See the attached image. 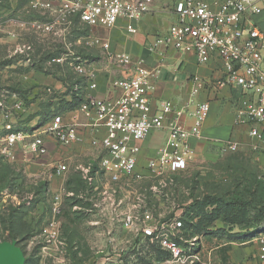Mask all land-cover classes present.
I'll use <instances>...</instances> for the list:
<instances>
[{"label": "rangeland", "instance_id": "obj_1", "mask_svg": "<svg viewBox=\"0 0 264 264\" xmlns=\"http://www.w3.org/2000/svg\"><path fill=\"white\" fill-rule=\"evenodd\" d=\"M44 1L51 3L49 9L34 6L35 0H0V100L17 94L29 105L32 85L26 78L32 69L61 77L71 100L74 87L85 83L72 62L103 59L96 41L98 32L75 18L67 26L60 25L55 11L60 0ZM145 1L159 25L167 28L174 0ZM35 21L53 24L54 29L36 30ZM55 57L62 61H54ZM64 95L51 102L53 93L41 89L35 112L17 122L29 130L30 119L40 112L45 114L37 124L47 123L59 109L65 114L70 102ZM49 102H59L60 107H55L59 109L50 108ZM223 145L220 156L197 155L185 171L173 176L175 182L161 191L151 190L150 180L127 187L130 201L137 199L154 218L168 224V232L183 248L184 256L193 260L190 264H249L237 259L238 250L259 247L264 237V168L254 161L249 147ZM36 181L26 175L21 163L9 165L0 153V242L16 240L25 254L24 264H95L103 256L104 241L91 227V202L78 197V176L67 175L63 191L45 190ZM56 195H60L61 204L55 215L60 220V236L54 242L44 229L54 216ZM127 246L112 264L174 262L156 238L134 236Z\"/></svg>", "mask_w": 264, "mask_h": 264}, {"label": "built area", "instance_id": "obj_2", "mask_svg": "<svg viewBox=\"0 0 264 264\" xmlns=\"http://www.w3.org/2000/svg\"><path fill=\"white\" fill-rule=\"evenodd\" d=\"M262 1L174 0L173 22L149 46L151 52L172 48L182 53H193L199 64H207L214 58L221 60V77L208 81L199 75L192 77L189 104L199 94L203 83L216 91L224 87L239 88L241 95L234 121L248 128V135L254 140V152L264 148V30L253 19L255 14L262 11ZM33 4L44 9L51 7V3L44 0H35ZM55 11L56 21L60 25L67 26L75 18L91 29L101 26L110 29L120 20H125L126 32L135 34L139 21L150 12V7L145 0H60V6ZM33 27L41 31L54 29L53 24L39 21H35ZM96 41L112 63L126 66L133 62L128 52L112 51L108 39L99 36ZM54 61L60 62L62 58L55 57ZM72 67L79 75L88 78L95 76L80 58L78 62H72ZM134 69L130 77L113 79L112 87L120 91L118 96H90L79 106L92 132L105 130L102 137L93 135L90 139L92 146L101 148L98 166L108 175L110 182V186L101 191L94 207L100 213L105 212L104 215L111 209L110 214L115 215L122 228L134 230L140 237L158 239L171 254L174 262L170 264H190L193 260L189 261L184 256L183 248L172 238V232H168L167 223L162 224L154 218L150 209L143 207L137 199L126 212L116 214L117 206L122 203L116 196L122 186L145 179L152 181L151 190L155 192L164 189L168 183H174L173 176L185 171L196 157L190 140L202 136V127L211 106L208 101H202L188 112L172 100H163L157 109H153L150 93L155 88L154 82L160 71L148 68L142 59L136 61ZM89 86L95 88L97 84L92 82ZM43 90L47 93L54 91L51 87H44ZM24 106L20 97L13 101L0 100V113L4 120L0 133L3 152L19 144L25 153L41 157L48 152L45 136L64 146L84 140L78 125L66 122L60 114L35 130L19 126L14 116ZM171 114L173 117L169 120ZM184 115L192 116L190 126L182 124ZM165 128L168 130L167 141L154 156L146 160L145 173L139 163L143 142L154 130ZM228 143L232 149L238 146L236 141ZM53 169L56 174L63 175L68 166L61 162L55 164ZM77 170L89 189H98L94 187V163L80 164ZM52 208L54 216L44 231L49 240L56 242L60 236V220L55 218L61 211L60 195L55 196ZM259 250L260 258L264 259V237L260 239Z\"/></svg>", "mask_w": 264, "mask_h": 264}, {"label": "crops", "instance_id": "obj_3", "mask_svg": "<svg viewBox=\"0 0 264 264\" xmlns=\"http://www.w3.org/2000/svg\"><path fill=\"white\" fill-rule=\"evenodd\" d=\"M260 5L262 6V11L259 14H255L253 19L264 30V1ZM150 12L145 14L139 21L138 32L135 34H128L126 32L125 25L127 22L125 20H120L110 29L102 26L92 28L94 32H98L99 36L108 39L112 51L128 52L132 56L133 62L126 66L116 65L107 59L105 51L102 48V61L93 62L82 59L84 65L95 73L93 78L84 76L85 83L80 87L82 97L86 99L90 96L99 98H114L118 96L120 91L112 87L113 79L132 76L135 71L136 61L142 59L144 65L148 68L160 71L154 82L155 88L150 93L153 109H157L159 103L163 100H172L177 105L186 108L188 112L199 102L208 101L210 103L211 108L202 127V136L200 138H191L190 140L196 150V156H220L222 154L220 148L224 146V143L236 141L240 144V148L249 147L252 150L254 161L264 168V148L260 152H254L252 148L254 140L248 135V128L237 125L234 121L236 107L241 95L239 88L224 87L216 91L203 83L199 94L194 96L193 102L189 104L190 92L193 86L192 77L199 75L206 81L221 77L223 75L221 60L214 58L207 64H199L194 54L190 52L182 53L172 48L151 52L149 50L150 44L156 36L165 33L169 26L167 28L161 27L159 19L156 16H152ZM170 20L171 23L174 20L172 8ZM26 79L28 80L27 83L32 85V91L27 96L30 102L28 101L29 105L25 104L21 111L16 112L17 115L14 116L15 121H22L31 112H35L36 107L40 104L37 94L44 87H52L54 90L51 102L57 101L60 94H65L64 97H69L64 82L52 74L32 69L27 74ZM92 82L97 84L95 88H90L89 85ZM17 97H19L17 94H12L9 100L13 101ZM67 99L70 100V97ZM41 116L42 113L40 112L36 115V118L30 119V125L37 126L38 119ZM172 117L173 114L170 115L169 120ZM2 118L3 116L0 113V124ZM64 119L66 122L78 125L79 131L84 138L82 142L71 146H64L56 142L52 137L45 136L48 152L41 157L25 153L19 144L7 152H3L0 146V153L9 165L21 163L24 166L26 175L36 177V183H41V187H44L45 190L63 191L66 189L64 179L67 175L78 176L80 182L77 188L78 197L83 199V202H91V227L95 228L96 236L100 235L104 241L100 253L103 255L102 258H104L105 262L101 263L102 258H100L95 264L115 263L117 262V256L126 251L130 238L133 239L134 236L140 237V235L134 230L122 228L120 223L115 220V215L110 214L111 209L110 212L106 210L107 214L104 215L105 212L100 213L99 209L94 207L95 202L100 199L101 191L108 188L110 182L108 175L104 174L98 166L101 148L92 146L90 139L93 135L102 137L105 134V130L101 129L97 133L92 132L87 118L79 110V107L68 110L64 114ZM181 122L185 126H190L193 123V118L190 115H184L181 118ZM167 137V128L154 130L143 142L139 163L145 173L147 172L144 167L146 160L156 154L157 150L166 143ZM215 149H217L216 152L219 154H216ZM61 162L67 164L68 170L63 175H58L54 172L53 166ZM90 163H94V187L98 188L96 190L89 189L82 175L77 170L78 165ZM128 186H131V184L122 186L116 196L118 200H122V203L117 206L116 214L126 212L132 206V202H134L130 201L132 198H129L127 195ZM237 259H244V262L247 260L249 264H264V259L260 258L259 247L249 250L239 249Z\"/></svg>", "mask_w": 264, "mask_h": 264}, {"label": "water", "instance_id": "obj_4", "mask_svg": "<svg viewBox=\"0 0 264 264\" xmlns=\"http://www.w3.org/2000/svg\"><path fill=\"white\" fill-rule=\"evenodd\" d=\"M25 254L16 240L0 242V264H24Z\"/></svg>", "mask_w": 264, "mask_h": 264}, {"label": "trees", "instance_id": "obj_5", "mask_svg": "<svg viewBox=\"0 0 264 264\" xmlns=\"http://www.w3.org/2000/svg\"><path fill=\"white\" fill-rule=\"evenodd\" d=\"M77 21H79L78 19H76ZM59 79H61L62 80V78L61 77H58ZM76 87V86H75ZM75 87H74V89L72 90V98H71V100H69V102H70V106H69V110H72V109H74V108H76V107H79L80 106V104L85 100V98H83L82 97V95H81V86H78V89H75ZM67 93H71L70 91L69 92H67ZM20 97V96H19ZM58 103V104H57ZM56 104H51V102H49V107L50 108H52V109H59V108H55V107H60V103L59 102H57ZM42 114H45V111L44 112H42ZM57 114H60V115H63L64 116V114L63 113H61L60 112V109H59V111H57V113L55 114V115H57ZM54 115V116H55ZM53 116V117H54ZM52 117V118H53ZM42 123V122H41ZM39 123L37 126H31L30 128H29V130H33V129H35V128H37V127H39V126H41V125H43V124H45L46 122H44V123ZM19 124V123H18ZM19 126H21V124H19ZM244 205H249L250 203L249 202H246V201H242V200H240Z\"/></svg>", "mask_w": 264, "mask_h": 264}]
</instances>
